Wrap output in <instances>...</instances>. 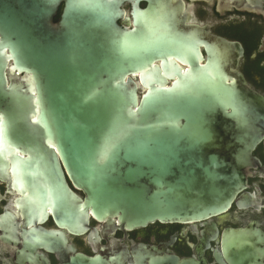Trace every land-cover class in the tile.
<instances>
[{
  "label": "water",
  "instance_id": "obj_1",
  "mask_svg": "<svg viewBox=\"0 0 264 264\" xmlns=\"http://www.w3.org/2000/svg\"><path fill=\"white\" fill-rule=\"evenodd\" d=\"M104 2L0 0L7 136L55 147L83 201L68 189L54 151L32 143L38 154L52 155L42 161L43 184L73 229L89 216L135 229L225 213L244 189L264 135V100L232 74L222 49L217 66L210 52L201 64L197 48L143 44L102 12ZM174 51L187 69L154 65ZM172 71L177 80L167 86L161 74ZM67 200L74 208H66ZM65 264L107 262L76 253Z\"/></svg>",
  "mask_w": 264,
  "mask_h": 264
},
{
  "label": "flooded vegetation",
  "instance_id": "obj_2",
  "mask_svg": "<svg viewBox=\"0 0 264 264\" xmlns=\"http://www.w3.org/2000/svg\"><path fill=\"white\" fill-rule=\"evenodd\" d=\"M63 9L60 3L54 25ZM101 10L143 44L197 48L201 64L210 52L218 66L222 49L232 74L264 100V0H105ZM168 53L154 65L161 68L168 61L187 69L180 53ZM173 73L161 74L167 86L177 80ZM136 79L139 85V75ZM8 128L0 114V264H65L76 253L100 256L107 264H264V135L252 152L245 187L225 213L195 223L156 222L135 229L89 216L77 232L43 184L42 161L52 155L38 154L32 143L40 141L54 153L55 147L45 139L8 137ZM55 157L68 189L83 201L59 154ZM66 208H74V202L67 200Z\"/></svg>",
  "mask_w": 264,
  "mask_h": 264
}]
</instances>
